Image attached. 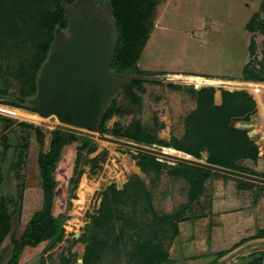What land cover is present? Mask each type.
Here are the masks:
<instances>
[{"label": "rangeland", "instance_id": "1", "mask_svg": "<svg viewBox=\"0 0 264 264\" xmlns=\"http://www.w3.org/2000/svg\"><path fill=\"white\" fill-rule=\"evenodd\" d=\"M154 1L150 35L138 60L139 71L146 75L142 82L143 91L133 88L138 97L136 104H132L127 95H119L116 99L119 113L107 122L109 133L106 135L112 136V131L124 133L135 126L165 144L181 140L187 132L188 117L197 111L198 92L214 89V104L221 106L223 90L243 91L255 102V111L248 118H232L230 127L245 129L243 125L251 126L245 130L258 148L259 157L255 161L242 160L239 164L253 173L258 169L263 176L264 91L261 105L248 87L242 90L221 85L198 87L194 82L176 76L195 75L217 81L253 83L243 81L247 71L264 75V35L260 32L264 21V0ZM20 2L25 3L19 0L16 5ZM8 4L5 13L15 11V1L10 0ZM20 49L22 47L17 50H9L6 46L0 48V99L5 95L21 102L31 96L29 89L25 88L26 79L21 80L20 77L26 61V54ZM35 116L0 105V171L3 175L0 205L5 206L10 219L9 235L0 244V264L10 263L14 240L21 241L30 222L44 207V183L38 160L49 152L52 133L57 129H62L67 135L88 138L92 143L87 147L80 141L70 145L58 164L55 215H65L63 237L45 250L42 258H30L29 264H84L89 243L83 238L87 237L97 244V253L102 259L98 264H144L143 259L136 258L138 245L147 243L149 239L152 242L156 240L154 244L160 243L169 253L181 237L180 229L187 232L188 221L195 225L207 212L202 205L205 199L211 200L212 191L208 189L210 198L205 193L188 205L193 182L190 174L169 168L178 163L157 157L168 167L144 174L138 165V151L99 140L98 133L64 126L56 118ZM153 147L162 146L156 144ZM178 155L186 154L181 152ZM202 161H207V154H203ZM136 176L144 183L143 191L137 198H130V195L122 197L112 207L114 210L107 212L109 219L104 220L102 203L108 189L115 185L122 191ZM220 177L233 178L220 174L211 181ZM71 180L74 181L72 187L69 186ZM108 180L114 181L106 184ZM249 185L252 184L246 186ZM258 187L264 189L263 185L258 184ZM259 194H264V191ZM252 207H255L254 203ZM260 212L264 214V209ZM262 214L255 215L257 224L254 223L253 227L256 234L264 230ZM167 219L179 227L174 240L173 227L165 225ZM221 236L216 234V238ZM228 236L229 244L238 239L234 234ZM181 239L186 240L187 237ZM254 240L244 243L245 247L232 249L233 252L222 259H226L225 262L230 260L228 264L257 261L264 251V241ZM221 242L215 251L227 246ZM242 255L246 256L242 258ZM232 257L236 258L235 261ZM220 260L218 256L213 260L204 256L196 264H221ZM184 263V259L172 257L165 264Z\"/></svg>", "mask_w": 264, "mask_h": 264}, {"label": "trees", "instance_id": "2", "mask_svg": "<svg viewBox=\"0 0 264 264\" xmlns=\"http://www.w3.org/2000/svg\"><path fill=\"white\" fill-rule=\"evenodd\" d=\"M10 0H0V48L7 47L9 50H24L26 61L21 68V80L26 79L25 88L29 89L32 99L37 92V77L45 63L51 45L54 42L58 29L66 32L67 23L62 2L68 5L77 0H14L15 11L5 13ZM21 1V0H20ZM114 9V17L119 28V41L117 52L113 61V70L118 74L130 72L136 77L123 91L132 102L136 104L138 97L133 88L141 91L142 82L145 81V74L138 68V60L150 35V19L155 7L154 0H110ZM12 8V9H13ZM6 14V15H5ZM25 14V15H24ZM4 18V20H3ZM9 19V20H8ZM8 21V22H7ZM260 32L264 35V21L260 25ZM6 44L5 46H3ZM25 71V72H24ZM243 81L264 84L263 73L247 71ZM193 93L195 92L191 89ZM198 108L187 120V132L183 139L173 140L171 143H163L156 138L147 136L138 127H132L126 132L112 131L111 135L117 139H126L139 145L153 147L160 145L162 148L174 149L202 160L203 154H208L207 163L222 168L234 170L241 173L254 175L253 172L243 168L239 162L242 160L255 161L259 157V150L249 137L245 129L230 127L232 118H248L255 111L256 104L253 99L243 91H222L221 106L214 104V89H204L198 92ZM3 98H6L4 95ZM14 100V99H13ZM119 110L116 107V100L107 111L100 123V130L108 134L107 122L111 120ZM31 129V127H29ZM82 142L84 147L89 146L92 141L88 138L77 137L74 134H66L62 129L52 133L49 152L39 157L38 164L44 183V207L36 214L30 222L29 227L22 235L21 241L14 240V251L9 264H21V257L26 251L32 258H42V253L53 247L63 237V221L65 215H55L56 190L59 181L56 177L58 164L64 158L67 147L74 143ZM137 161L140 170L144 174H150L154 169H162L165 165L157 157L138 152ZM173 171L188 173L192 179V191L188 205L196 202L198 197L203 196L206 190V183L214 176L220 175L205 169L178 163L171 166ZM3 175L0 171V185ZM122 191L117 190L113 185L104 195L102 203V218L108 220L107 212H111L114 204H117L122 197L130 195V198H137L143 191L144 183L139 177H134ZM114 180H108L110 184ZM70 187L74 181H70ZM104 187V186H103ZM180 217V215H179ZM9 215L4 205H0V244L7 238L10 232ZM156 220V219H155ZM166 226L173 227V240L179 234L178 225H173L171 219H167ZM251 239H264V230L255 234ZM89 243L84 264H98L102 260L97 253V244L91 237L83 238ZM89 240V242H88ZM156 241V240H155ZM148 240L143 245H138L137 259H143L144 264H165L169 261V253L163 250L160 243ZM245 241H241L242 244ZM46 245V246H45ZM102 246V245H100ZM140 246V247H139ZM40 250V251H38ZM226 251L217 253L220 260L226 256ZM250 264H264L262 254L257 261Z\"/></svg>", "mask_w": 264, "mask_h": 264}, {"label": "water", "instance_id": "3", "mask_svg": "<svg viewBox=\"0 0 264 264\" xmlns=\"http://www.w3.org/2000/svg\"><path fill=\"white\" fill-rule=\"evenodd\" d=\"M67 33L58 29L49 55L41 67L37 92L28 104L0 99V105L16 108L43 119L56 118L62 125L98 133V139L176 163L264 185V178L208 164L190 155H173L166 148L147 147L107 136L100 123L113 102L136 77L118 74L113 61L119 28L110 0L103 7L96 0L62 2ZM243 125V128H250ZM209 155L207 154V159Z\"/></svg>", "mask_w": 264, "mask_h": 264}, {"label": "crops", "instance_id": "4", "mask_svg": "<svg viewBox=\"0 0 264 264\" xmlns=\"http://www.w3.org/2000/svg\"><path fill=\"white\" fill-rule=\"evenodd\" d=\"M256 170L257 173H254V176L264 178V172L262 174L263 176H260V171H258V169ZM211 180H213V178ZM210 181L206 183L205 193H207L206 197L210 198L208 195V189H210L212 191V197L209 201L205 199L202 205L203 210H207V212L205 211L204 216L199 217L200 220H198L195 225H191L189 220L187 232L180 229L181 237H179L172 246L169 252V260H172V257L177 259L182 258L184 259V264H196L199 262L200 257L207 256L210 260H213L215 255L222 251H226L227 256L233 252L232 249L236 250L242 247L244 243H252L255 241L251 239L257 232L254 231L255 228L253 226L254 223L257 224L256 217H258V215L260 216L262 214L260 211L264 209V194H259L261 191H264V189L258 187L257 183L241 179H224L220 177L218 180L213 182ZM247 184L252 185L246 186ZM253 203L255 207H252ZM206 204H208V206ZM262 216H264V214H262ZM216 234L222 236L216 238ZM230 234H234V236L238 238L231 244H229L228 236ZM184 236L187 237L186 240L181 239ZM238 240L240 241L237 242ZM258 240L264 241V239ZM220 241L224 242L227 246L221 249V251H215ZM241 241L245 242L240 244ZM244 252L245 251L242 253ZM261 252H263L262 254L264 255V251L262 250ZM183 253L187 254L185 255ZM244 256L246 255L240 257L243 258ZM32 257L33 256H30L29 252L26 251L21 257V264H29L28 262ZM231 259L235 261L234 259L236 258L232 257ZM223 260L224 259L221 258V264H228V262H230V260L227 262H225L226 259Z\"/></svg>", "mask_w": 264, "mask_h": 264}, {"label": "bare ground", "instance_id": "5", "mask_svg": "<svg viewBox=\"0 0 264 264\" xmlns=\"http://www.w3.org/2000/svg\"><path fill=\"white\" fill-rule=\"evenodd\" d=\"M176 77L184 78L190 83L194 82L198 87H200L202 85H219V86L221 85L222 87H225L228 89H236V90H242L243 88L248 87L250 92L254 93L258 97V99L262 105L261 95H262V92L264 91V84L245 83V82L228 81V80L227 81H217V80H213V79L203 78L204 76L201 77V76H195V75L194 76H192V75L191 76H176ZM263 109H264V107H263ZM35 117H37V116H35ZM168 152L172 153L173 155L181 154V152H176V150H174V149L168 150Z\"/></svg>", "mask_w": 264, "mask_h": 264}, {"label": "flooded vegetation", "instance_id": "6", "mask_svg": "<svg viewBox=\"0 0 264 264\" xmlns=\"http://www.w3.org/2000/svg\"><path fill=\"white\" fill-rule=\"evenodd\" d=\"M96 1H97L98 6L103 7L104 4H105V1H106V0H96ZM64 33H67V30H66V32H64ZM29 100H30V99H28V100H26V101H21V102H22V104H28ZM16 101H17V100H16ZM18 102H19V101H18ZM21 102H20V103H21Z\"/></svg>", "mask_w": 264, "mask_h": 264}]
</instances>
